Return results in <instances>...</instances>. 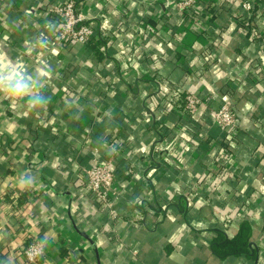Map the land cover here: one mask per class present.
Returning <instances> with one entry per match:
<instances>
[{"label": "crops", "instance_id": "obj_1", "mask_svg": "<svg viewBox=\"0 0 264 264\" xmlns=\"http://www.w3.org/2000/svg\"><path fill=\"white\" fill-rule=\"evenodd\" d=\"M59 1L0 2V66L52 69L38 113L0 99V264H25L27 235L37 264H264V0H75L100 55L55 39ZM173 88L199 98L193 116L165 100ZM222 100L234 130L211 120ZM96 161L111 207L87 186ZM243 219L245 253L214 254Z\"/></svg>", "mask_w": 264, "mask_h": 264}, {"label": "built area", "instance_id": "obj_2", "mask_svg": "<svg viewBox=\"0 0 264 264\" xmlns=\"http://www.w3.org/2000/svg\"><path fill=\"white\" fill-rule=\"evenodd\" d=\"M2 0H0L1 2ZM174 7L178 11L192 10L197 6L195 0H174ZM168 5V4H166ZM252 4L245 1L241 4L243 14L252 10ZM56 27L55 39L58 42H71L76 45H84L90 38L94 37V27L85 22V16L78 11L75 0H64L52 4L48 9ZM179 88H173L165 98L167 101L178 102L180 110L193 116L200 104L198 97L192 94H184ZM171 103V102H170ZM181 103V104H180ZM211 120L213 124L221 130H234L236 118L229 100H222L221 105L212 112ZM161 150L167 151L166 148ZM86 180L89 190L98 202L105 206L109 205V196L114 194V173L111 170L109 161H96L86 171ZM230 220H226L223 228H226ZM25 245L22 250V259L25 264H37L44 255V245L38 238L28 235L25 238Z\"/></svg>", "mask_w": 264, "mask_h": 264}, {"label": "clouds", "instance_id": "obj_3", "mask_svg": "<svg viewBox=\"0 0 264 264\" xmlns=\"http://www.w3.org/2000/svg\"><path fill=\"white\" fill-rule=\"evenodd\" d=\"M53 25L52 22L48 23L50 30ZM33 43L41 48H48V36L41 33ZM51 72V66L47 61L39 72L21 66L19 60L8 61L6 65L0 66V99L7 100L14 111L27 108L30 112L38 113L50 103V97L46 95L44 89ZM31 181L32 176L25 174L20 183L28 187Z\"/></svg>", "mask_w": 264, "mask_h": 264}, {"label": "trees", "instance_id": "obj_4", "mask_svg": "<svg viewBox=\"0 0 264 264\" xmlns=\"http://www.w3.org/2000/svg\"><path fill=\"white\" fill-rule=\"evenodd\" d=\"M254 9L256 8L254 7ZM238 11L239 13L243 14L241 5L238 7ZM86 43L92 45L91 47L93 48V50L96 51V54L99 55L100 53H98L99 51L97 49V46H99L101 43L103 46H105V43L100 39L94 40L93 38H90ZM184 94L185 93H183V95ZM178 104V102H174V105L177 106ZM247 221L248 220L243 219V221L240 223L238 233L231 239L223 237L220 232H216L217 237H215L212 242L213 253L219 256L220 258H225L228 256H237L242 253H245L251 230L250 224Z\"/></svg>", "mask_w": 264, "mask_h": 264}]
</instances>
